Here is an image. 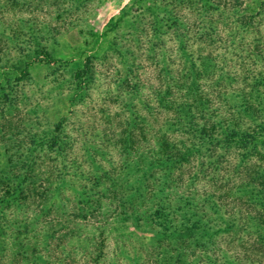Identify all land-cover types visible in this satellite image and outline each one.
<instances>
[{
	"label": "trees",
	"instance_id": "obj_1",
	"mask_svg": "<svg viewBox=\"0 0 264 264\" xmlns=\"http://www.w3.org/2000/svg\"><path fill=\"white\" fill-rule=\"evenodd\" d=\"M66 1L0 0V264L6 235L20 245L13 264L79 253L102 264L107 234L126 236L119 224L152 234L140 242L146 264H264V0H136L63 58L53 44L72 4L93 0ZM166 35L177 41L176 68L142 76L127 41L145 42L158 64ZM227 55L239 73L224 69ZM73 60L69 104L85 100L100 63L124 97L127 118L106 114L92 128L99 143L71 135L66 114L42 134L14 118L32 67ZM148 86L157 104L147 98L141 114L131 100ZM78 145L83 169L79 157L68 163Z\"/></svg>",
	"mask_w": 264,
	"mask_h": 264
},
{
	"label": "rangeland",
	"instance_id": "obj_2",
	"mask_svg": "<svg viewBox=\"0 0 264 264\" xmlns=\"http://www.w3.org/2000/svg\"><path fill=\"white\" fill-rule=\"evenodd\" d=\"M135 1L136 0H93L87 5L77 3L78 7L73 3L71 19H68L66 23L62 24L66 26H62L61 34L57 36V42H54L53 44V41H51L56 49V55H58V57L67 58L71 55L74 48L82 45L89 46L92 43L91 31H101L105 23L111 17L117 16L124 5L131 4ZM69 5H71V1L67 0L66 6ZM17 15L23 17L36 16L38 21L42 22L40 25L46 23L48 20L45 13L40 10H34V12L23 10L20 11V13H17ZM5 17H8V15L6 14ZM146 30L149 33L147 40L150 41L152 33L149 30V27H146ZM124 33H129V29L124 28ZM127 36L128 34L125 37ZM130 39L132 38L130 37ZM164 39L163 53L160 55L162 63L158 62V64H155L154 60H151L150 58L148 59L150 52H147L148 50L146 49V46H144L145 42L141 46H138V44H134L132 40L127 41V47L134 52L133 56H129L128 59L129 61L132 60L138 63L139 71H141L139 74L142 76H145L146 78L149 75L154 77V75L158 73V70L165 64H169L171 67L176 68V60L179 59L178 52H176L177 41L167 35L164 36ZM143 46L144 48L140 49ZM217 46H219V44H217ZM221 47H217L215 51L220 54L223 53L224 48ZM196 48L195 43L188 49L195 50ZM204 53H206V51H204ZM15 56V52L11 51L9 57L14 58ZM117 63L118 69L123 73L125 65L123 66L121 62ZM76 65H78V61L73 60L71 65L67 66L66 70L62 68L55 69V64L48 65L44 62L37 63L32 67L30 70V78L24 80L21 84L22 93L20 94V99L18 101L19 111L15 112L14 118H24L25 123L29 127H32L31 129L33 132L42 134L44 129L51 127L57 117L66 114L69 117V123L66 126L67 131L71 135H77L78 138L82 136L85 141L88 140L90 143L95 141L91 137L89 138L91 133L95 134V129L93 132L92 128L96 127V129H101L102 119H105L106 114H110L114 117L121 115V118H127V114L129 115V113L125 111V103L122 99L124 97L119 96L117 93L113 76L110 75L112 73L111 67L106 68V66L101 63L98 64L99 72L97 79L85 100L82 103H77L73 106L68 103L67 100L72 91L70 73ZM141 68L142 70H140ZM224 69L231 72L233 71L236 74V72L239 73L241 65L236 62L233 55H227ZM152 90V87H145L139 94V97L131 100L141 114L146 113V107L144 106L145 101L149 102L150 99L149 103L154 105L157 104L155 96L151 94ZM153 97L154 100L151 99ZM95 143L99 142L95 141ZM84 147L85 145L83 147L78 145L75 146V150L74 148L71 149L73 152L69 150V164H72L71 161L74 157H79L76 159H78V163L83 166L82 169L85 168L86 165L89 166L88 157L84 152ZM1 151L5 152L2 145L0 146V153ZM75 167L76 165L73 164L71 169L75 171ZM126 225L128 226L129 222H127ZM111 226L115 227L118 226V224L116 225L114 222ZM118 227L121 228L123 234L126 236H115L117 235V232L114 230H111L110 233L107 234V239H105V255L101 259L103 262L102 264H146V258L144 257L145 253L140 250V242H146L150 239L149 237H151L152 234L145 231L134 232L131 235H128L129 232L127 231L129 230L126 227H123L122 224H119ZM3 240L5 241L4 246H6L4 253L2 252L3 264H13V262L11 263V261L14 260V257L12 256L13 252L18 251L20 246H17L18 239L6 235ZM80 244L81 242H79V245ZM123 249H126V251ZM79 254L76 256L74 262H71L72 255L66 258L65 256H62L61 260L65 262L64 264H86L84 262L85 260H82ZM19 259L20 258H15V261H18L16 264H46L45 261H41L37 258L34 259L37 263H25L22 259ZM50 261L55 264H58L59 262L54 255L51 257ZM87 264H93L89 258Z\"/></svg>",
	"mask_w": 264,
	"mask_h": 264
}]
</instances>
